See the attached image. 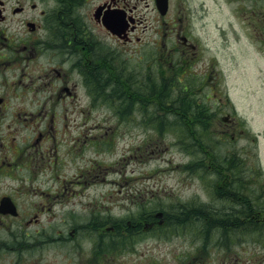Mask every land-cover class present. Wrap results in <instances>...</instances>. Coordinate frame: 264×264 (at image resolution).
<instances>
[{"label":"rangeland","instance_id":"obj_1","mask_svg":"<svg viewBox=\"0 0 264 264\" xmlns=\"http://www.w3.org/2000/svg\"><path fill=\"white\" fill-rule=\"evenodd\" d=\"M129 3L144 19L139 30L145 26V54L153 47L150 43L158 38L157 32H160L166 20H170L175 27V33L169 39L171 45L175 43L180 46V41L176 40L178 35L185 36L188 43L195 46L197 59L192 64V70L197 75L196 80H189V85L196 92L193 95L196 102L207 104L197 107L201 109L200 115L208 114L210 118L198 123L191 120V116L185 119L175 99L179 95L190 96V91L185 96L182 89L169 87L168 92L172 97L167 102L162 100L167 95L163 88L156 91L162 95L160 100H150L149 93H146L149 95H145V100H130L128 119L124 121L115 118L117 105L115 109L107 104L96 105L94 109L100 112L83 129L81 122L86 114H79L77 110L89 102L86 97L80 101L72 100L74 102L66 99L62 118L50 121L49 118L35 116L31 125L18 120L14 126L22 136V140L18 136L16 140L23 143L27 137L33 141L36 128L54 122L60 142L57 163L52 165L49 162L40 173L41 168L35 162V159H41L40 155L33 147L28 150V147L17 143V150L23 147L19 162L12 167L5 166L2 175L8 171L16 175L18 172L33 176L42 174L43 180L39 177L25 187L24 181L12 182L0 178V192H12L25 218L31 215L33 224L39 223L35 227L40 229L47 227L49 215L60 211L59 205L47 209L54 200L51 193L60 192V183L51 179H62L69 183L71 178L80 176L85 182L89 171L90 175L96 173L100 178L88 184L92 188L86 190L87 196L80 198L96 199L93 202V207H97L96 213L103 211V214L118 220L119 227L110 229L105 224L100 225V220L89 225L91 232H81L79 237H73L79 238L82 252L91 250L93 242L101 244L108 239H125L128 244L125 253L104 256L108 260L114 259L111 264H264V246L260 244L263 241H255L252 237L256 236L252 235V231L231 235L226 245L224 237L221 238L217 230L209 231L207 241L200 237L204 230L194 222L192 210H189L188 219L178 221L179 210L186 207L187 212L191 204L201 202L221 208L235 203L222 200L225 194H231L222 189L228 184L226 175L220 174L225 177L224 181L219 179L215 165H209L210 152L205 159L197 153L195 160L191 154L196 152H190V140L185 139L186 145L176 140L184 132L192 134L203 125L202 128L208 133V142L216 145V151L222 156L233 155L241 164L242 172L232 177L235 189L243 187L247 195L252 192V181L258 184L257 179L252 180V167L256 169L255 165L264 178V0H169L165 19L158 18L153 0H129ZM128 64L136 66L135 62ZM211 73L215 75V80L210 79V82L209 77L207 84L205 77L211 76ZM201 79L205 81L202 84ZM156 82H160V79L157 78ZM81 91L84 94V90ZM24 104L36 110L41 103H28L25 100ZM67 106H70L69 110ZM68 112L71 113L68 115ZM227 114L236 123L235 128L234 125L226 126L222 121ZM178 119L184 124V132L179 128ZM5 123L3 119L0 128L6 126ZM229 130H233L232 133L227 132ZM94 141L95 144L98 142L96 146L82 149L85 144ZM42 145L43 148L49 147L48 151H43L46 155L52 142H42ZM200 147L198 145V149ZM3 155L4 152H1L0 159H3ZM10 155V159L15 157ZM198 159H204V162L199 163ZM193 160L190 170L185 171L183 166ZM32 162L34 165L30 164ZM51 175L54 176L51 178ZM45 186L49 187L46 189L48 192L41 189ZM215 195L220 200H216ZM70 201H73L72 198ZM44 212H49V215ZM159 212L164 216L155 217ZM171 218L173 224L170 223ZM259 218L263 220L260 213ZM126 222L128 224L124 226ZM135 224L139 225V230H136ZM56 228L55 233L59 237L60 230L66 229L68 233L73 230L65 223ZM84 234L87 235L84 237ZM1 235L5 237L0 230ZM98 239L99 242L96 241ZM104 262L98 260V264Z\"/></svg>","mask_w":264,"mask_h":264},{"label":"flooded vegetation","instance_id":"obj_2","mask_svg":"<svg viewBox=\"0 0 264 264\" xmlns=\"http://www.w3.org/2000/svg\"><path fill=\"white\" fill-rule=\"evenodd\" d=\"M135 8L129 0H0V122L3 119L6 122V126L0 128V153L4 152L3 159H0V178L12 182L24 181L25 187L39 177L43 180L42 174L33 176L18 172L16 175L8 171L2 175L5 166L12 167L19 162L23 147L17 150V143L28 147V150L33 147L40 155L41 159H35L41 168L40 173L49 162L54 165L58 161L60 142L54 122L36 128L33 141L27 137L21 143L16 136L20 140L22 136L14 129L18 120L25 125H31L35 116L58 120L64 116L66 99L74 102L86 97L89 103L77 110L79 114H86L81 122L85 129L95 118L94 115L100 112L94 109L96 105L125 102L122 104L125 109L115 111L114 115L116 119H128V102L132 99L145 100L143 87L147 78H159L167 94L169 87L188 91L187 85L196 80L197 75L192 70V64L197 59L195 46L190 45L185 36L178 35L176 40L180 41V46L171 45L169 39L175 33V27L170 20H166L157 32L158 38L152 41L153 47L145 54V26L139 30L144 19L137 15ZM114 16L121 20L123 33L120 36L113 35L105 26ZM167 16L166 13L158 18L165 19ZM130 61L136 66H130ZM97 73L104 80L101 84L96 82ZM214 77L211 73L205 80L209 78L211 82ZM190 92L195 91L191 88ZM161 96L157 92L149 99L160 100ZM25 100L41 104L35 110L26 106ZM235 124L228 115L226 126L234 125L235 128ZM95 141L85 144L82 149L96 146L98 142L95 144ZM42 142H52L46 155L43 151H48L49 147L43 148ZM8 155L15 157L10 159ZM30 164L34 165L33 162ZM88 173L85 182L80 176L71 178L69 183L51 179L60 183V192L51 193L54 200L47 209L59 205L60 211L51 215L44 212L49 215L50 221L47 227L40 229L35 227L39 223L33 224L31 215L25 218L12 192H0V230L5 234V237L0 236V264H98V260L111 264L114 259L108 260L104 256L125 253L128 247L125 239H108L101 244L93 242L91 250L82 252L79 238H73L75 235L79 237L81 232H91L88 226L98 220L100 225L105 224L110 229L119 227L118 220L103 214V211L96 213L97 207H93L96 199L80 198L87 196L86 190L92 188L88 184L100 178L96 173ZM47 187L41 189L48 192ZM62 223L73 230L70 233L66 229L60 230L59 237L55 229ZM126 224L128 222L123 223L124 226ZM134 226L136 230L140 229L138 224Z\"/></svg>","mask_w":264,"mask_h":264},{"label":"trees","instance_id":"obj_3","mask_svg":"<svg viewBox=\"0 0 264 264\" xmlns=\"http://www.w3.org/2000/svg\"><path fill=\"white\" fill-rule=\"evenodd\" d=\"M96 82L98 84H101L104 82L103 79H101V76L97 75L95 76ZM163 88V85L161 82H156V79L154 78H147L145 79L144 87H143V92L145 95L150 96L154 95L157 93V89L160 90ZM149 93V94H146ZM184 94L186 92H183ZM183 95V94H181ZM187 94H185L186 96ZM172 96L170 94H167L164 102H167ZM159 100V99H158ZM175 101H178L177 105L180 108L181 114L184 115V118H190L191 120L195 121L198 123V121H205L208 120L210 117L208 114H203L202 116L200 115V110H198L197 107H205V104L200 105L196 102L195 98L193 96H178V99H175ZM161 101V103H164ZM111 105L114 107L117 105L118 110L121 111L122 104L124 105L125 102H114L108 103V105ZM178 109H173L172 111H175ZM177 115V114H176ZM187 115V116H186ZM179 117V115H177ZM182 120V119H181ZM117 121H123L120 118H117ZM178 125H180L179 128H181L184 132V128L182 126L184 125L181 123L180 119H178ZM203 125H200L199 128L196 130V132L190 134L189 132H184L183 136L176 137L177 142H180V144L183 143V145H186L187 143L185 142L186 140H190L191 143V149L190 152H196L193 155L194 159L196 160L195 156L197 153L201 154L204 156L210 152L211 155V161L209 162V165L214 164L217 170L215 171L217 174L216 176L219 179H222L224 181L225 177H222L220 174L224 173L226 175L227 179V185L226 187L222 188L225 189L226 193L231 194V196L226 195V197H222V200L231 202L232 206L228 207H212L210 205L212 204H205L198 202L197 204H191L190 207L188 208V211L186 212L187 209L184 208L180 209L177 215L178 221L181 222L182 220L188 219V216L190 215L189 210L191 211V214H194L192 217L194 222L196 221V224H200L202 226V229L204 230V234H201L200 237L203 238L207 241V237H210L208 235L209 231H214L217 230L219 232V235L221 238H223L224 241H226L227 245V240L228 237L231 235L237 233V232H244V231H252V235H255V237H252L255 241H263L264 243V178L261 176V172L257 169V165H255L256 169L252 167V180L257 179V183L260 185L258 187V184H256L254 181H252V192L247 195V192L243 191V187L238 189H235L233 182V175H235L238 172H242V167L241 164L233 155L231 156H222L221 153H218L216 151V145L211 144L208 142V133L207 130L202 128ZM198 145L201 147L198 149ZM207 151H206V150ZM204 150V151H203ZM202 158V157H200ZM203 160L198 159L197 161L204 162ZM194 160L191 161V163H187L183 166V169L185 171L190 170V166L193 165ZM257 163V159L255 160ZM215 168V169H216ZM262 177V179H261ZM220 182V180H219ZM226 184V182H225ZM216 185H218L216 183ZM219 187V186H218ZM215 193V192H214ZM216 200H220L217 195L214 196ZM231 205V204H230ZM176 212V211H175ZM170 213V212H169ZM196 213V214H195ZM259 213L263 217V220L261 221L259 218ZM263 214V215H262ZM170 215H172L170 213ZM173 216V215H172ZM195 217V218H194ZM257 218H259V221H257ZM190 219V218H189ZM172 223V218L170 221ZM252 227V229H249ZM204 235V236H203ZM263 243H260L263 245Z\"/></svg>","mask_w":264,"mask_h":264},{"label":"water","instance_id":"obj_4","mask_svg":"<svg viewBox=\"0 0 264 264\" xmlns=\"http://www.w3.org/2000/svg\"><path fill=\"white\" fill-rule=\"evenodd\" d=\"M156 6L161 14H165L167 10V0H155Z\"/></svg>","mask_w":264,"mask_h":264}]
</instances>
